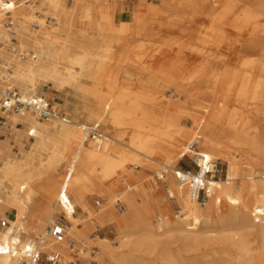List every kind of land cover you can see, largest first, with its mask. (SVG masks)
Here are the masks:
<instances>
[{"label": "bare ground", "instance_id": "6f19581e", "mask_svg": "<svg viewBox=\"0 0 264 264\" xmlns=\"http://www.w3.org/2000/svg\"><path fill=\"white\" fill-rule=\"evenodd\" d=\"M41 2L55 22L48 29L41 14L17 6L14 36L34 57L21 60L0 46V89L9 77L23 99L62 103L52 104L47 121L30 110L4 113L16 138L32 129L34 141L15 155L10 136L0 139V218L8 222L0 248L13 245L19 228L43 235L60 214L67 236L44 248L64 262L148 264L151 256L167 264H264V0H139L119 22L107 0ZM33 19L41 37L29 28ZM7 38L0 22V40ZM94 124L104 131L100 145L88 137ZM190 141L225 165L223 177L207 179L204 206L175 178ZM136 167L162 179L172 202L160 208L157 188ZM61 193L73 210L60 204ZM91 193L103 200L95 209ZM105 227L114 241L95 234ZM11 263L0 254V264Z\"/></svg>", "mask_w": 264, "mask_h": 264}, {"label": "built area", "instance_id": "2783aa9c", "mask_svg": "<svg viewBox=\"0 0 264 264\" xmlns=\"http://www.w3.org/2000/svg\"><path fill=\"white\" fill-rule=\"evenodd\" d=\"M23 5L26 9H36L37 0H23L22 3L17 0H0V16L1 27L7 32L8 38L0 40V46L9 48L19 59L26 60L27 57L33 58L34 54L30 50L20 48L16 43L14 36L15 18L13 16L17 6ZM34 13H40L35 10ZM35 26V24H34ZM4 88L0 89V130L6 125L7 118L4 113H19L26 110L34 112L37 119L47 121L54 117L49 101L43 96H28L22 98L21 93L11 83L9 77L4 79ZM64 118V117H63ZM15 126L24 127L22 123H16ZM87 133L90 140L100 145L104 139L103 133L97 125L87 127ZM28 137L33 139L32 129L27 130ZM4 138V134L0 132V139ZM187 152L189 159L194 166V170L187 167H179L175 171V178L179 184H188L191 189V195L196 201L204 206L207 203L209 189L207 187V179L219 178L221 168L216 160L210 159L204 152L200 151L196 141H190L187 144ZM188 153L183 155L188 156ZM182 157V158H183ZM60 204L63 207H69L73 210V206L68 198L61 193ZM98 205V200L95 201ZM122 205L118 202L116 209L122 210ZM8 222L0 218V225L5 227ZM69 229V221L64 217L58 218L53 224L45 228L43 235L29 237L27 232L22 228L16 231L17 238L10 248H0V254H9L12 257L11 264H83L79 258L63 261L62 255L57 251H48L44 248L45 243H58L63 241ZM68 248L73 246V241L67 242ZM1 247V246H0Z\"/></svg>", "mask_w": 264, "mask_h": 264}, {"label": "rangeland", "instance_id": "374dc122", "mask_svg": "<svg viewBox=\"0 0 264 264\" xmlns=\"http://www.w3.org/2000/svg\"><path fill=\"white\" fill-rule=\"evenodd\" d=\"M107 1L113 3V6H114L113 14L114 13H117V12L118 13L119 12L124 13L120 18L118 16H116V22H119L120 19H125L126 18V16L128 15V12L131 9V7H133L134 4L138 3L139 0H107ZM146 1L147 2H150V3L151 2L152 3H157L158 2V0H146ZM63 3H64L65 6H72L73 0H63ZM43 8H45V5L42 4L41 0H37V6H36V9L35 10H37L41 14V17L44 19V24H45L46 28L50 29L51 26L54 24L55 20H53L50 15H48L47 13H45L44 12L45 10ZM35 10L29 9V12L30 13H33ZM114 18H115V16H114ZM33 20H34V23H32L33 25L29 26V28H30V30L32 32L37 33L38 36L41 37V33H39L38 31H36L35 28H37V29H39V28L43 29V26H39V27L38 26H34V24H36L38 22V19H33ZM16 43L18 44V40L17 39H16ZM20 48H24L26 50H30L31 52L33 51V49L31 47H29L28 45H23ZM8 50L10 51L9 48H8ZM27 59H29V57H27ZM138 64L140 65L141 62L138 63ZM10 81H11V79H10ZM13 85L20 92L21 89L19 88V86H17V84H15V83ZM38 89H40L42 92H45V93H47V92L50 91L48 84H46L45 86H43L41 84ZM37 92H38L37 90L35 92L34 91H29V93H31V94H34V93H37ZM62 93H63V97L64 96L69 97V95H70L69 92L66 91V90H63ZM171 93L172 92L170 91V89H164L162 91V94L163 95H168V94H171ZM43 97H45V96H43ZM46 99L49 101L51 107H52V104L54 102H56V104H58V105H60L62 103L61 100L60 99H57L55 96H52V97H49V99L48 98H46ZM60 112L62 113L60 116L65 117L67 115L65 113V109H61ZM0 114H1V111H0ZM40 121H42V120H40ZM17 123H22V122H17ZM22 124H24V123H22ZM12 125L14 126L15 123H13ZM17 127L18 128H24V129H26L25 125H24V127H19V126H17ZM99 130L102 133H104V131H103V129H102L101 126L99 127ZM0 132L4 134V138L7 135L10 136L9 139H8V141H7L8 142V146H9V151L12 152V154H15V155H19L20 154V147L22 149H27V148L30 147L31 142L34 141V138L33 139H30L28 136H26L25 133H24V136L21 139L16 138L17 132L14 131L12 133L5 126L0 130ZM13 152H16V153H13ZM216 161L218 162V164H219V166L221 168V172L219 174V177H223L224 176V172H225V165L220 160H216ZM174 166L177 169L179 167H182V168L187 167V168H190L192 170L195 169L194 166L190 162L189 156H184L182 159H180V161H177L176 165H174ZM61 172H62V169L60 167H58V169L56 171V174H59ZM133 172L139 173V175L141 177H143V180H141V181H144L143 183L145 185H149V186L152 185V186H155L157 188V191H156L157 193L156 194H157L158 198H162L163 199V202L161 203L160 208H163L162 206H163V204H165V202H167V203L172 202V199H170V198L167 197L166 186H165L164 182H162V179H158L156 177V175H154V173H153L152 170H150L148 168L136 167V168H133ZM140 176L137 179H135L133 181H130V183L131 184H136V185L139 184L140 183ZM2 193H3V189L0 190V195H2ZM86 199L89 202L91 208H94V209L98 206V205L95 204V201L98 200L100 204L103 203V200H102L101 197H98L97 195H94L92 193L91 194H88L86 196ZM119 201L122 202V205L125 206V204H124V202L122 200H119ZM153 208L156 211H158L157 210V205H153ZM177 210H178V207L176 205L172 204L171 205V212H175ZM7 215L9 216V218H11V213H8ZM61 216L62 215H60V214L57 215L56 216V219L61 218ZM47 226L48 225H46L44 227H47ZM0 228H4V227L3 226L1 227V225H0ZM95 234H97L99 236L107 237V238L111 239L112 241L115 240V233L112 231L111 228H107V227L101 228L97 232H95ZM33 236H37V235L34 234ZM87 242H88L87 243L88 245H86L87 250L90 251L93 248L95 251H97V249H98L97 246L94 247V244L93 243H90L88 240H87ZM170 251L173 254H178V252H179V246L177 244H172L171 243L170 244ZM146 260H147V263L148 264H167L166 262L161 261V260H157V259H155L154 257H151V256L146 257Z\"/></svg>", "mask_w": 264, "mask_h": 264}, {"label": "crops", "instance_id": "0c3cea01", "mask_svg": "<svg viewBox=\"0 0 264 264\" xmlns=\"http://www.w3.org/2000/svg\"><path fill=\"white\" fill-rule=\"evenodd\" d=\"M127 10V9H126ZM124 13L122 12H117V13H114L113 15L115 16V20H116V16H118L119 18L123 15ZM121 20V19H120Z\"/></svg>", "mask_w": 264, "mask_h": 264}]
</instances>
